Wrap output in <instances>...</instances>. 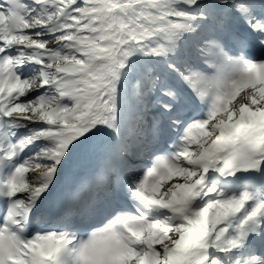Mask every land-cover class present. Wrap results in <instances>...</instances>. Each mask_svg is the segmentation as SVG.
I'll return each mask as SVG.
<instances>
[{"label":"snow or ice","instance_id":"1","mask_svg":"<svg viewBox=\"0 0 264 264\" xmlns=\"http://www.w3.org/2000/svg\"><path fill=\"white\" fill-rule=\"evenodd\" d=\"M0 264H264V0H0Z\"/></svg>","mask_w":264,"mask_h":264}]
</instances>
